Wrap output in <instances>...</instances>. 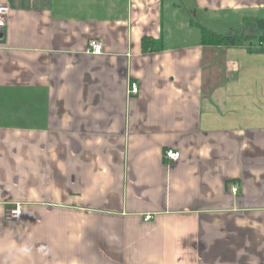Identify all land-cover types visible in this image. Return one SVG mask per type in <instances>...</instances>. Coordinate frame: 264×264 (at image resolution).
<instances>
[{
	"label": "crops",
	"instance_id": "crops-1",
	"mask_svg": "<svg viewBox=\"0 0 264 264\" xmlns=\"http://www.w3.org/2000/svg\"><path fill=\"white\" fill-rule=\"evenodd\" d=\"M0 5V264H264V0Z\"/></svg>",
	"mask_w": 264,
	"mask_h": 264
},
{
	"label": "built area",
	"instance_id": "built-area-1",
	"mask_svg": "<svg viewBox=\"0 0 264 264\" xmlns=\"http://www.w3.org/2000/svg\"><path fill=\"white\" fill-rule=\"evenodd\" d=\"M9 14V7L7 5H0V33L2 29L5 27L7 17ZM261 46L264 47V40L260 41L259 43ZM101 42L97 39H91L88 43L87 52L91 53H99L101 51ZM131 91H136V83H131ZM165 157L171 160H176L178 158V152L173 150L165 151ZM237 185L232 187V191L236 192ZM21 215V209L18 204L13 205L12 207L8 208L5 212V218L11 221L19 220ZM151 218V215H145L144 219L147 221Z\"/></svg>",
	"mask_w": 264,
	"mask_h": 264
},
{
	"label": "trees",
	"instance_id": "trees-1",
	"mask_svg": "<svg viewBox=\"0 0 264 264\" xmlns=\"http://www.w3.org/2000/svg\"><path fill=\"white\" fill-rule=\"evenodd\" d=\"M201 29V39L203 42L210 44V45H218V44H226V45H234L238 44V38L237 34L238 32H232L235 33L233 36L232 34H226V35H221L215 32H212L208 30L205 27H200ZM260 41L264 40V34L260 35L259 37ZM153 39L149 36H144L142 37L141 43H142V48L143 50H147L149 47L151 48L153 46Z\"/></svg>",
	"mask_w": 264,
	"mask_h": 264
},
{
	"label": "clouds",
	"instance_id": "clouds-1",
	"mask_svg": "<svg viewBox=\"0 0 264 264\" xmlns=\"http://www.w3.org/2000/svg\"><path fill=\"white\" fill-rule=\"evenodd\" d=\"M32 247L27 244H21L16 247L9 248L7 250V260H14L18 256H30L32 254Z\"/></svg>",
	"mask_w": 264,
	"mask_h": 264
},
{
	"label": "rangeland",
	"instance_id": "rangeland-1",
	"mask_svg": "<svg viewBox=\"0 0 264 264\" xmlns=\"http://www.w3.org/2000/svg\"><path fill=\"white\" fill-rule=\"evenodd\" d=\"M167 12V10H165V13ZM166 21V20H165ZM228 34H230V33H228ZM232 34V36L235 34V33H231ZM177 39H173L172 41H176Z\"/></svg>",
	"mask_w": 264,
	"mask_h": 264
}]
</instances>
